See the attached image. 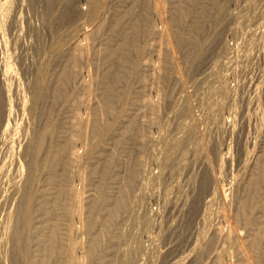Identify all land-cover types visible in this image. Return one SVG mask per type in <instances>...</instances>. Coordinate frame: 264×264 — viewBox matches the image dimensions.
Segmentation results:
<instances>
[{
	"label": "bare ground",
	"instance_id": "obj_1",
	"mask_svg": "<svg viewBox=\"0 0 264 264\" xmlns=\"http://www.w3.org/2000/svg\"><path fill=\"white\" fill-rule=\"evenodd\" d=\"M115 1L116 0H81L79 4L82 3L87 6L86 9L83 10L82 8H78L79 12L75 14L72 20L68 21L65 26L68 27L67 35L71 37V41L69 40L70 42L66 43L64 48H61L58 44V35L57 40L51 42V46L45 50V53L39 55L37 60L32 64H28L27 61L29 56L27 52L32 49L30 47L31 43H33L34 46V42L30 40L27 32L30 30L33 31L34 29L28 14V10L33 2L32 0H0V264H115L118 259H120L123 264H128L130 260H132L130 256L133 254L132 251L131 254L127 247L124 248V250L122 249L123 253L120 252L121 254H119V252H117V228L123 217H125V221L126 217L127 219H134L133 221L137 222L136 225H138L136 226V230L139 231V233L137 232L138 235L136 233L135 236L131 235L132 237L134 236L135 241L136 238H138L136 245V252H138V255H132L133 260H136L134 261L135 264H153V260L147 262L148 258H150V256L152 257L153 253L158 254V257L161 255L163 256V264H182L184 259H186V254H183V251L189 253L194 249V247L191 249L192 243L188 244L190 247L188 246L189 248L185 250L186 246L183 247L184 242H182L181 246V243L177 241L171 242L173 239L169 240L167 237L163 238L165 233L162 234V237L159 236L161 239L160 241L158 240L159 237L154 234L153 229L155 225H157L158 229H161L162 223L158 222V220L160 221V219H162L163 214L168 215L171 211L183 207V205H179L177 201V196L180 191H182V186L179 184L178 180L181 174L180 172L185 169L184 165L187 164L178 166L179 162L184 161L183 159V161L175 162L177 166H174L172 162V166L167 165V157H162L163 154L166 155L165 151L167 150L165 149L168 148L169 151L176 152L179 148H182L183 151L180 152V155L181 158H183L185 156L184 154L194 146L193 141L195 138H198L197 134L199 133H197V124L200 122L202 124L205 121L207 123V120L210 119V116L208 117L206 114L212 111V107L210 106L211 103L209 105L206 101L207 97L205 98L207 95L200 92L202 94L200 99L198 98V109L205 108L202 109L200 113L201 115L202 112L206 114L202 116H200V114L199 116H192L190 113L191 106L189 107L187 104L189 102H187L185 98L186 101L184 100L183 102L187 103L185 104L186 106H184L183 103L184 108H182L183 112L180 115L189 120L192 124H188L189 126L185 127L186 131L184 136H180L181 138H178V135H175V138L174 135L173 137H168L165 135L166 133L164 134V132H166V130H164L158 141L160 144L159 147H161L159 148L158 155H161V158L159 159L152 154L144 159L148 149V144L145 141L146 132L154 126H158L160 122L159 108L162 106L160 104L161 102H159V98L165 96V92L160 89L164 92H162L163 96L160 97L161 91L159 92L157 87L148 88V93L150 92L148 96H146L145 91L147 90V83L151 86H157L161 84L159 81H162V78L171 76L175 66L173 65L174 58L177 56L174 57L175 53L180 56L181 65L184 69L186 67L187 74L194 70L192 65L196 62L200 63L201 51L199 47V37L203 34V27L212 19V15L215 16L222 11L223 3L221 4V2L223 1L170 0L167 11L169 19L167 17L166 22L161 18V13L153 8L154 10L152 11L158 12L155 21L158 24L161 23V25H159L160 27H157L155 30L156 36L159 37L158 42L163 41V38H165L164 40H167L169 43L168 46L170 47V53L167 52L169 48L166 46L168 49H166L167 51L165 50L166 54L163 55L158 43L157 46L159 50L157 49V61H155L157 64L153 65L152 63L142 62V55L144 53L142 39L145 37L144 33L146 28L149 27L148 24H151L150 15L154 13L151 11V7L153 6H149V0H128L130 9L125 12L117 5L114 8L113 21L108 27V36L110 35L112 38H110L109 44L105 45V47L97 53V57L100 58L102 64L106 67L104 71L101 72L100 77L96 78L97 76H95L92 78L90 75L91 72H89L91 70H88L90 64L93 65V59L90 57L89 51L91 48L97 46L95 45V41L98 40L97 36H99L101 30L98 26L93 27L88 22L93 19V17L102 14L104 10H112ZM231 1L235 3L237 0ZM226 2L229 3V1ZM236 3L233 4V7L241 8ZM243 3L245 4L242 6L241 11H243L242 13L244 16L247 6L249 9L250 6L254 8L253 3H256V1L243 0ZM162 5H164L163 2ZM258 6L261 9V6ZM56 8H58V5H56ZM161 8L162 7H160V9ZM263 8L264 7H262V10ZM254 9L253 12L255 11L258 13V9ZM241 11L237 14L241 15ZM249 12H251V9ZM233 13L231 14L233 15ZM250 14L251 13L248 14L249 18ZM245 16H247L246 13ZM253 16L255 15L253 14ZM237 18L238 15H236V19ZM122 19L126 22L124 26H120ZM186 19L188 20L187 25L183 24ZM242 19L244 20V18ZM248 19L246 20L248 21ZM246 20H244L245 24ZM262 20H264V18L261 20L259 19V22ZM250 22H247V24ZM214 23L215 22H213L212 25H214ZM262 23L263 22H261V24ZM50 24L51 23L47 21L43 26L49 28ZM256 25L257 27L255 28H257L258 31V23ZM244 26H242V28L240 27L241 32ZM227 28L231 39L237 42L238 37L236 35H241V33H239V24L233 20L229 23ZM245 28L247 29V27ZM61 29L62 26L57 27L56 32L59 33ZM246 29L244 31H246ZM261 33L263 34L264 32ZM249 35L246 34V36ZM246 36L244 37L246 38ZM249 37L246 39H249ZM140 40L142 42H140ZM214 40L215 38L213 41ZM249 41L246 44V41L242 43L246 46L249 45ZM92 43L94 44L90 47L89 45ZM222 43H224L223 40ZM237 43L240 46L244 45L241 42ZM98 46H100V44H98ZM98 46L97 48H99ZM213 46L215 47V44H213ZM237 46H234V48ZM223 47L225 48L221 51H218L219 48L218 50L212 48L211 55L203 62L202 68L198 70L199 72L196 73L197 75L203 74L202 78L205 77V79L211 78L212 80L213 77L215 79H213L215 85H210L209 90L211 94L209 93V96L212 95L211 97L213 99L210 98L213 100V105L219 108L215 110L216 112L219 110V117L217 113H214L215 111L213 112L214 115L212 114L211 116L215 119L216 114V118H219L218 121L221 123L219 124L221 125L219 129L229 135V141L233 136H236V154L234 155L232 153L233 151L230 150L235 156V165L231 162L235 166V174L231 172L225 191H223L224 187L222 190L219 188L218 191L217 178L214 177V182L210 186L207 177L203 176L201 181L202 190L205 194L209 193L211 197L206 201L207 203L204 202V204H209L210 206L212 203H215L216 209L213 211L212 208H210L211 210H209L210 212L208 213L213 215V221L215 223L217 221V225L208 217L207 210L202 213L201 219L203 218L202 222L205 224L208 223V228H206L208 231L211 230V225L214 224L216 228L213 232H215L216 238H218L216 240L222 242L220 251L213 252V261L210 262V264H264V120L262 119L259 99H257V97L259 98L258 94L260 88H258V85L261 86L260 84L263 78L260 72L261 76H258V83L259 81L261 82L259 84L255 83V79V82L249 84V86L251 85L250 92L252 94L250 93V97L252 98L249 97L248 100L245 101L246 106L242 109V107H240L241 102L238 104L239 101L237 102V100H235L237 97L233 95L237 87H232V84L230 85L231 82H228L229 78L233 79L235 76V73H232L231 70L234 71L238 68L234 66L236 69L233 67L229 70L231 75L225 74V69L228 68V65L233 66L234 64L236 65L237 61L243 62L244 60L235 53H233L235 56L231 55L233 46L229 48L223 45ZM248 47L249 46L245 48ZM237 49L239 54V49L241 48L237 47ZM242 49L241 53H243ZM244 50L249 51L250 49ZM251 51L253 52V50ZM261 52H263V55L260 53L263 57V59L262 57L261 59L264 61V51L262 50ZM245 54L246 56L248 55L247 52ZM251 55L252 53L250 57ZM239 57L242 61L238 59ZM232 61H235L233 62L234 64H229L232 63ZM98 63L96 62L95 65L97 66ZM243 65L245 64L243 63L242 67ZM102 67L100 66V70ZM145 67L151 68V75H153L154 78L146 75L144 71ZM95 70L98 69L96 68ZM239 70L240 69H238V71ZM160 71L165 75L160 74ZM206 71H208V73H205ZM27 73H31L32 75L29 80H25L24 78V75ZM193 77L195 78V76ZM202 78L194 79L193 83L196 84V80L202 81ZM208 80L205 82L206 84L204 83L205 85L209 83ZM198 81L197 84H199ZM134 82L135 86L132 84ZM236 85L238 84L235 83V86ZM203 87L202 90L206 88L203 89ZM195 88L198 87L195 85ZM68 89L72 90L73 103L71 108L69 107L70 110L65 114V96L67 97L66 93ZM154 91L157 95L155 96L156 100L152 101L151 94L153 95L152 92ZM91 96L95 97V100L96 98L98 99V104H96L97 106H92L93 109L89 110ZM163 98L161 100H163ZM211 99H208L209 102ZM222 108L226 109L224 114ZM191 109L193 110V107ZM213 109H215V107H213ZM131 115L138 117L139 123H136V119ZM182 116L181 118L183 119ZM171 119L174 118L171 117ZM227 119H229V121H226ZM69 120L73 122L72 125L69 123ZM114 121H119L121 125L119 124L118 129H116V135L111 138L110 144H108V147L109 145L112 146L111 149L109 148L110 152L104 154L105 152L101 151L98 155L95 153L94 156L89 159L90 161H88V164V162H86L88 159L87 157H90L92 154L93 145H97L100 137L113 128ZM251 121H253L252 128L254 130V141L252 144L246 139L249 132H244L245 124H250L252 123ZM185 122L187 121L185 120ZM183 124L185 125V123ZM210 126H212L211 123ZM82 128L90 132L91 143H89L88 152L84 154V156H86V161L83 160L81 164L79 162L80 160L82 161L84 156H80L77 151H73L72 145L80 141L81 135L78 130ZM72 131L73 133H71ZM215 132L218 131L215 129L214 133ZM126 137L129 138L131 142L128 145H124L123 143ZM127 146H130V148ZM135 146L137 147L136 151H134ZM249 146L251 149H249ZM117 149H120V152L129 149L127 161L125 163L123 161V165L121 161H119L121 156L119 155L118 159L116 158V154L118 153ZM210 150L213 153V161L222 169L223 160H227V158H224L225 155L223 156V154L219 153L216 146H213ZM228 150L227 153H225L227 155ZM134 152H136V154ZM194 153L197 152L194 151ZM194 153L192 152L191 155ZM73 155L76 159L72 158ZM194 155L196 156L197 154ZM233 155L231 156L229 154L230 158L233 157ZM186 156L184 158H186ZM181 158L179 159L181 160ZM197 160L195 157V159L191 161V164L198 162ZM232 160L233 159H231V161ZM74 162L78 163L76 165L78 167L75 171V178L73 180L83 183L84 177L87 176L88 181L86 186H90V188L87 189L89 195L87 194L86 197H82V193L80 192L84 188L82 189L80 187L81 189L79 188V191L77 190L74 192V190L72 191L73 187H70V183H74L72 180V167H75ZM146 166L147 169L149 168V172L148 170L146 171ZM188 166L189 169H191L192 166L195 165L189 164ZM150 167L152 169L153 167L157 168L158 171L155 175ZM174 167H177V170H175ZM111 171L115 172L113 175L114 182L107 185L106 179L109 177ZM191 171L193 172V170ZM141 172L142 175L140 178ZM146 172H148L147 175ZM164 177L166 178L165 184L170 181L169 185L166 186H170V189L164 191L162 196L163 199L159 202L160 196L158 187L156 188L154 185L161 186L159 183H164ZM81 182L80 186L82 185L83 187ZM192 182H190V184ZM185 184L187 185L188 183ZM209 186L211 189H209ZM189 188L192 187H188V189ZM69 191H71V194ZM191 191H189V193ZM171 193H175L173 199L169 198V194ZM183 193L186 194L184 191L181 194ZM185 194H183V196ZM132 195L136 197H132ZM38 197L39 199H37ZM84 198L86 199L83 205L82 200ZM132 198L135 199L131 201ZM152 201L159 202L160 208H162L161 211L159 210L160 212L151 211L149 205ZM181 201H183V199ZM131 202L133 205H131ZM130 207L132 209H130ZM39 208L41 210H39ZM192 208L191 212L195 213L197 206L193 205ZM83 209L86 212L87 219L85 222L86 225L83 227L85 229L75 226V232L77 234L78 232L80 233V239L78 238L77 241H73L68 238L69 232L73 230H70L72 217L75 216L74 214L78 213V216L75 217L80 218L79 212ZM94 214H99L100 216V224L97 228L94 227V221L96 222L97 220V217H95L94 220ZM97 223L95 224L97 225ZM168 226L166 225L169 229ZM133 227L134 226H132V228ZM202 228L204 230L205 227L203 226ZM197 231L201 232L202 230ZM205 231L207 232V230ZM170 233L172 234L171 231H169V234ZM191 235L192 234L189 236ZM197 235L200 236L199 233ZM202 235L203 234H201V236ZM84 236L86 237V241H84ZM198 236H196L197 240L195 238L196 243L200 241ZM133 241L132 243H134ZM143 242L146 244L144 247ZM135 244L136 242L134 245ZM161 245H163L162 248H164L165 252H160V250H162ZM131 248L134 247L131 246ZM197 248L198 245H196L194 250ZM148 251H150L149 253L151 255L147 258ZM206 254H208V251ZM144 256L146 257V262H142L144 261ZM153 258L154 257H152V259ZM201 258L198 257L193 264H198V260L200 261ZM133 260L131 261L132 263Z\"/></svg>",
	"mask_w": 264,
	"mask_h": 264
},
{
	"label": "rangeland",
	"instance_id": "obj_2",
	"mask_svg": "<svg viewBox=\"0 0 264 264\" xmlns=\"http://www.w3.org/2000/svg\"><path fill=\"white\" fill-rule=\"evenodd\" d=\"M154 3H153V2ZM159 1H161V2H159ZM167 1V2H166ZM169 1L170 0H164V1H162V0H149V6L151 7V6H153V7H151V11L152 10H154L153 8H155L156 10H158L159 11V13H161V18L163 19V21L164 22H166V20H167V17H168V3H169ZM220 1H223V2H221V4L223 5V7H222V11L220 12V13H218V14H216L215 16L214 15H212V19H210V21L207 23L208 25H210V26H208L207 24H206V26H204L203 28V34L202 35H200V43H199V47H200V51H201V58H200V60H199V62L200 63H194L193 65H192V68L194 67V70L191 72V73H189V74H187L188 72H187V69H186V67H185V69L182 67V65H181V58H180V56L177 54V53H175V55H174V64L173 65H175L174 66V68H173V71H172V73H171V76L169 77V76H166L165 78H162V81H159V83L161 82V84H159V85H157V86H151V85H149L148 83H147V90L145 91L146 92V96H148V94L150 93H148V88H150V87H157L158 88V90H159V92H160V97H162L163 95H162V92L165 94V96H163V97H165V98H163V100H161L162 98H159V102H161L160 104L162 105V106H160V108H159V116H160V122H159V124H158V126H154L153 128H151L150 130H148L147 132H146V139H145V141H146V143L148 144V149H147V151H146V156L144 157V159L147 157V156H150V155H152V154H154V156H156V157H158L159 159L161 158V155H158V151L160 150L159 148H161V147H159L160 146V144L158 143V141H159V137H160V135H161V133H163L164 132V130H166V132H164V134L166 135V136H168V137H173V135H174V138L178 135V138L181 136H184V133H185V127H188L189 125L188 124H192L189 120H187V119H185L182 115H180V114H182V112H183V109L182 108H184L183 107V103H184V106H186L185 104L187 103V102H189V103H187L188 105H189V107H190V113L192 114V116H199V114H200V116H202L203 114H206V113H203L202 112V115H201V110L202 109H205V108H201V109H198V101H199V99H200V96H201V94L202 93H200V92H203L204 94H206L207 96H205V98H206V101L209 103V105H210V103H211V109H212V111H211V113H210V111L208 112L209 114H206V115H208V117L210 118L209 120H207V123H206V121L204 122V123H202L201 124V122L200 123H198L197 125H198V127H197V133H199V134H197L198 135V138H195V140L193 141V144H194V146H192L184 155L186 156V158H184L185 156L184 155H182V156H184L183 158H181V155H180V152H182L183 151V149L182 148H179V150L178 151H169L168 150V148L167 149H165V150H167V151H165V153H166V155L165 154H163V156L162 157H167V159L168 160H166V162H167V165H171L172 166V164L174 165V166H177V165H175L176 163V161H183V159H184V163L183 162H177L178 163V166H181V164H187V165H184L185 166V169L184 170H182L180 173V177H179V180H178V182H179V184L182 186V191H180V193L178 194V199H177V201H178V204L179 205H183V207H179L180 209H176V210H174V211H171V213H168V215H166V214H163V216H162V219H160V221L158 220V222H161L162 223V227H161V229H158V227H157V225H155L154 226V229H153V232H154V234L155 235H157L158 237L160 236V237H162V234H164L163 235V238H169V240H172L171 242H175V241H177L178 243H181L180 245L182 246V242H184L183 243V247H185L186 249L185 250H187L190 246L188 245V244H191L192 245V247H191V249L194 247V249H195V247H196V245H198V248L196 249V250H192V251H190L189 253L187 252V251H183V254H186L185 256H186V259H184V261L182 262V264H193L194 262H196V259L198 258V257H200L201 258V256H202V258L200 259V261L198 260V264H210V262H212L213 261V252L215 251H220V247H221V244H222V242L219 240H216V239H218V238H216L217 236L215 235V232H213V231H215V228L216 227H214V224L215 225H217V221H216V223L213 221L214 219H213V215L211 214H209L208 212H210L209 210H211L210 208H212V210L214 211L215 209H216V205H215V203H212V205H210L209 206V204H204V202H206V201H208L209 200V198H211L209 195V193H204L203 192V190H202V187H201V181H202V178H203V176L205 177H207V179L209 180V182H210V186L213 184V182H214V177L215 178H217L216 180H218L217 182H218V186H217V189H218V191H219V188L222 190V188H223V191H225L226 189V187H227V185H228V182H229V177H230V174H231V172H233V174H235V154H236V148H237V140H236V136L234 137H232V139H230V141H229V135L227 134V133H225V132H223V130H221V129H219V127L221 126V125H219V124H221L218 120H219V118L217 119L216 118V114H215V119L213 118V116H211L212 114L214 115V113H217V116L219 115V110H217V112L215 111L216 110V108L217 109H219L218 107H216V106H214L213 104V98L211 97V96H209L211 93H210V85L212 86V85H215L214 84V77L212 78V80H211V78H207V79H205V77L204 78H202L203 77V74H200V75H197V73L199 72L198 70L199 69H201L202 68V65H203V62L206 60V59H208V57L211 55V51H212V48L213 49H216V50H218V48H219V50L218 51H221V50H223V48H225V47H223V45H225V46H227V47H229V48H232V46H233V48H232V50H233V52L231 51V55H233V53H235V54H237V55H239L244 61L243 62H240V61H237L236 62V65L233 63V62H235L236 61V59H235V61H232V63H229V64H234L233 66H231V65H228V68H226L225 70H226V73L225 74H228V75H231L230 73L232 72V73H235L234 75L236 76H234L233 77V79L231 78H229V80H228V82L230 83V85L232 86V87H234V88H236L235 89V91H234V93H233V95H234V97L236 96L237 98H235V100H237V102H238V104L240 103V107H242V109L243 108H245V106H246V104H245V101H247L248 100V98L250 97V91H251V89H250V86H249V84H251V83H253V82H255V79H256V82L255 83H258V80H259V75H260V72H261V75H262V78H263V80H261V78H260V80L262 81V83L260 84L261 86H259L258 85V88H259V94H258V96H259V98L257 97V99H259V105H260V110H261V113H262V119L264 120V76H263V66H264V61L262 60L263 59V57H262V55H263V52H261L262 50L264 51V33L262 34L261 32H264V20H262L261 22H263L262 24H261V22H259V19L261 20L262 18H264V14H263V12H264V8H263V10H262V7H264V1L263 0H255L256 1V3H253L254 4V8H256V9H258L257 10V12L258 13H256L255 11L253 12V7H251L250 5V9H251V12H249L250 11V9L248 8V6H247V8H248V12L249 13H251L250 14V18H249V13L247 12V8H246V15L247 16H245V13H244V16H243V11H241V9H242V6L245 4V3H243V0H237L235 3L236 4H238L241 8H235V7H233V4H235L233 1H231V0H226V1H229V3L228 2H226L225 0H220ZM231 1V2H230ZM259 1V2H258ZM32 6H30V8H29V10H28V14H29V16H30V22H31V24H32V26L34 27V29H33V31L32 30H30V31H27L28 32V35H29V37H30V40L32 41V42H34V46H33V43H31L30 44V47L32 48V49H30L29 47V49L30 50H28V52H27V54H28V56H29V58H28V61H27V63L28 64H32L33 62H35L36 60H37V57L39 56V55H41L42 53H45V50H47L50 46H51V42L53 41V40H57V37H58V35H59V37H58V41H59V47H61V48H64L65 46H66V43H69L70 41H71V37H68V35H67V31H68V27H65L66 26V24L68 23V21H71L72 20V18L74 17V15L75 14H77L79 11H78V8H82L83 10L84 9H86V7L87 6H85L84 4H79V2H81V0H32ZM162 2H163V4L164 5H162ZM225 2V3H224ZM156 3H157V5H156ZM160 5H159V4ZM154 4V5H153ZM241 4V5H240ZM252 4V5H253ZM260 5L261 6V9H260V7L258 6V5ZM56 5H58V8H56ZM80 5V6H79ZM117 5H119V7L123 10V11H125V12H127V10H129L130 8V3H129V1L128 0H116L115 2H114V7L112 8V10H108V9H106V10H104L103 12H102V14H100L99 16H95V17H93V19H91L88 23L90 24V25H92L93 27L94 26H98L99 28H100V34H99V36H97L98 38V40H96L95 41V45H97L98 46V44H100V46H98L99 48H97V46L96 47H94V48H91L90 49V51H89V53H90V57L93 59V65L92 64H90V66L88 67V70H91V71H89V72H91L90 73V75L92 76V78L93 77H95V76H97L96 78H98V77H100L101 75V72L102 71H104V68L106 67L104 64H102V61L100 60V58L99 57H97V53L98 52H100L101 51V49L103 48V47H105V45H107V44H109V40H110V38H112L110 35L108 36V34H109V29H108V27L110 26V24H111V22L113 21V18H114V16H113V14H114V8L117 6ZM255 5H257V6H255ZM156 6V7H155ZM158 6V7H157ZM163 6H165V7H163ZM230 6V7H229ZM160 7H162L161 9H160ZM158 8V9H157ZM165 8V9H164ZM164 9V10H163ZM224 9V10H223ZM228 9V10H227ZM233 9H235V10H237V11H235V10H233ZM240 9V10H239ZM256 9H254V10H256ZM232 10V11H231ZM230 11V12H229ZM240 11H241V15H239V14H237V13H240ZM152 12H154L153 14H151L150 15V21H151V24L149 23L148 24V28H146V30H145V33H144V38L142 39L143 40V44H142V46H143V48H144V53H143V55H142V62H145V63H149V64H151L152 63V65L153 64H157L155 61H157L156 60V57H157V54H156V52H158V50H159V47L158 46H160V48H161V53L164 55V54H166V49H168L169 48V50L167 51V52H169L170 51V47L168 46L169 45V43L167 42V40H164L165 38H163V41H160V42H158V36H156V29H157V27H160L159 25H161V23H157L156 21H155V17H156V14L158 13L157 11H152ZM167 12V13H166ZM234 12V13H233ZM164 14V16H163V14ZM231 13H233V15L231 14ZM255 15V16H253V14ZM221 14V15H220ZM263 15V17H262V15ZM219 15V16H218ZM236 15H238V18L236 19ZM259 15V16H258ZM260 15H261V17H260ZM223 16V17H222ZM231 16H233V17H231ZM241 16H242V18H244V20H246V19H248V21L246 20L245 22H246V24H247V22H250V19H251V17H252V19H251V22L250 23H248L247 25L244 23V20L241 18ZM258 16V17H257ZM215 19H214V18ZM217 17H218V19H217ZM222 17V18H221ZM235 17V18H234ZM248 17V18H247ZM127 18V17H126ZM219 18H220V20H219ZM254 18V19H253ZM168 19H169V17H168ZM216 20V21H215ZM222 20V21H221ZM231 20V21H230ZM235 21L236 23H238L239 24V33H241V35L240 34H238V35H236L237 37H238V41L237 42H245V44L246 43H248V41H249V39H250V41H249V45H246L245 46V44L244 43H242V44H244V45H242V46H240L237 42H235L234 40H232L231 39V37L229 36V31H228V25H229V23L230 22H232V21ZM237 20H238V22H237ZM240 20V21H239ZM49 22V23H51L50 24V27L48 28L47 26L46 27H44L43 25H44V23H46V22ZM218 21V22H217ZM258 21V22H257ZM187 22H188V20L186 19V21H184V23L183 24H186L187 25ZM212 22V23H211ZM213 22H215L214 23V25H212L213 24ZM240 22V23H239ZM244 24H243V23ZM217 23V24H216ZM258 23V31H257V28H255V27H257V24ZM70 24H73V23H70ZM126 24V22L122 19V21L120 22V26H124ZM219 24V25H218ZM242 24V25H241ZM76 25V24H75ZM212 25V26H211ZM216 25H218V26H216ZM245 25V26H244ZM249 25H251V26H249ZM256 25V26H255ZM263 25V26H262ZM59 26H62V29H61V35H60V32L59 33H57L56 32V29H57V27H59ZM242 26H244L243 27V30H242V32H241V28H242ZM250 27V29H249V27ZM241 27V28H240ZM245 27H247V29L245 28ZM254 27V28H253ZM208 28H209V30H208ZM246 29V31H244L245 29ZM253 28V29H252ZM166 29H167V26H166ZM260 29V30H259ZM26 30V29H25ZM255 30V31H254ZM250 31H253V32H250ZM259 31H260V33H259ZM220 32V33H219ZM227 32V33H226ZM246 32V33H245ZM253 33V34H252ZM102 34V35H101ZM146 34V35H145ZM243 34H244V36H246V34H251V35H249V36H246V38H248L249 37V39H246L244 36H243ZM259 34V35H258ZM261 34V35H260ZM220 35V36H219ZM239 35H240V38H239ZM253 35H255V36H253ZM259 36V37H258ZM252 37V38H251ZM215 38V40L213 41V39ZM227 39V41H226V39ZM242 38H244V39H242ZM259 38V39H258ZM252 39V40H251ZM254 39V40H253ZM68 40V41H67ZM70 40V41H69ZM222 40H223V42L224 43H226V44H224V43H222ZM226 42H225V41ZM255 40H256V42H255ZM259 40V41H258ZM232 41H234V42H232ZM263 41V42H262ZM140 42H142L141 40H140ZM254 42V43H253ZM158 43H159V45H158ZM215 44V47L213 46V44ZM222 43V44H221ZM235 43V44H234ZM257 43V44H256ZM93 44L94 43H92V44H90L89 46L90 47H92L93 46ZM164 44V45H163ZM234 44V45H233ZM237 44H238V46H237ZM254 44V45H253ZM32 45V46H31ZM158 45V46H157ZM229 45V46H228ZM252 45V46H251ZM168 48H167V47ZM220 46V47H219ZM234 46H237L238 48H241L242 49V47H243V49H242V52L243 53H241V49H239V54H238V49H237V47L236 48H234ZM240 46V47H239ZM247 46H249L248 48H245V47H247ZM251 46V47H250ZM163 47V48H162ZM258 47H260L259 49L256 48ZM165 48V49H164ZM252 48V49H251ZM254 48V49H253ZM158 49V50H157ZM244 49H246V50H249V51H245ZM157 50V51H156ZM166 50V51H165ZM244 50V51H243ZM251 50H253V52L251 51ZM255 50V51H254ZM257 50V51H256ZM164 51V52H163ZM237 51V52H236ZM250 51H251V53H252V55H251V57H250ZM248 53V57L246 56V54L245 53ZM170 53V52H169ZM241 53V54H240ZM250 53V54H249ZM258 53V54H257ZM262 55H261V54ZM235 54L233 55V56H235ZM99 55V54H98ZM245 55V56H244ZM258 55V56H257ZM261 55V56H260ZM238 58L239 60H241V58ZM245 57V58H244ZM250 57V58H249ZM254 57V58H253ZM261 57H262V59H261ZM96 58H99V59H96ZM250 59V61H249V59ZM256 58V59H255ZM178 59H179V62H178ZM247 59H248V61H247ZM253 59H255V60H253ZM95 60H96V62L98 63L99 61V63L97 64V66L95 65ZM258 60V61H257ZM242 61V60H241ZM245 61H246V63H247V65H246V63H245ZM263 61V62H262ZM95 62V63H94ZM177 64H176V63ZM257 62V63H256ZM241 65H240V64ZM245 64V65H243V67H242V64ZM249 63V64H248ZM180 64V65H179ZM102 65H103V67H102ZM178 67H177V66ZM263 65V66H262ZM100 66L102 67L101 68V70H100ZM236 68H238V69H240L239 71H238V69H236ZM98 69V70H95L96 68ZM150 67H151V65H150ZM150 67H145L144 68V71H145V73H146V75L148 76V77H153V75H151L152 74V71H151V68ZM177 67V68H176ZM198 67H200V68H198ZM230 67V68H229ZM235 68L236 70H234V71H232L231 69L232 68ZM93 68V69H92ZM175 68H176V70H175ZM244 68H245V70H244ZM263 68V69H262ZM178 69V70H177ZM243 69V70H242ZM259 69V70H258ZM260 69H262V70H260ZM229 70H231V72L229 73ZM208 71H209V69H208ZM208 71H206L205 73H208ZM243 71V72H242ZM95 72V73H94ZM96 72H98V73H96ZM197 72V73H196ZM255 72V73H254ZM258 74H257V73ZM174 73V74H173ZM263 73V74H262ZM96 74H98V75H96ZM160 74H162V75H165L164 73H162L161 71H160ZM159 74V75H160ZM195 74V75H194ZM224 74V75H225ZM167 75V74H166ZM179 75V76H178ZM197 75V76H196ZM243 75H244V77H243ZM260 75V76H261ZM31 73H27V74H25L24 75V78H25V80H29V79H31ZM155 76V75H154ZM176 76H178V77H176ZM193 76H195V78L193 77ZM219 76H221V75H219ZM233 76V75H232ZM248 76V77H247ZM251 76V77H250ZM228 77H230V76H228ZM242 77V78H241ZM246 77V78H245ZM257 77H258V79H257ZM154 78V77H153ZM199 78H202V81H198V80H196V84H194L193 83V80L194 79H199ZM248 78V79H247ZM250 78V79H249ZM252 78V79H251ZM32 79H33V77H32ZM209 79V80H208ZM214 79V80H213ZM238 79V80H237ZM201 80V79H200ZM204 80V81H203ZM208 80V82L210 83H208L207 85H205L206 83V81ZM231 80H233V81H231ZM197 81H198V83L199 84H197ZM211 81V82H210ZM246 81V82H245ZM250 81V82H249ZM261 81H259V83L261 82ZM242 82V83H241ZM248 82V83H247ZM192 83V84H191ZM201 83V84H200ZM205 83V84H204ZM235 83L236 84H238V85H236L235 86ZM258 83V84H259ZM133 84V86H135V82L134 83H132ZM191 84V85H190ZM156 85V84H155ZM195 85H196V87H198V88H195ZM204 87H203V86ZM234 85V86H233ZM163 86V87H162ZM192 86V87H191ZM246 86V87H245ZM160 87V88H159ZM201 87V88H200ZM202 87H203V89L204 90H202ZM249 87V88H248ZM165 88V89H164ZM191 88H192V90H191ZM208 88V89H207ZM248 88V89H247ZM160 89H162V90H160ZM196 89V90H195ZM198 89V90H197ZM184 90V91H183ZM188 90V91H187ZM237 90V91H236ZM208 92V93H207ZM153 93V95L151 94V100L152 101H155L156 100V95L157 94H155V91L154 92H152ZM158 93V92H157ZM187 93V94H186ZM210 93V94H209ZM236 93V94H235ZM67 97L65 96V103H66V105H65V107H64V113L66 114L70 109H69V107L71 108V106H72V103H73V100H72V97H73V93H72V90H67ZM69 94H71V95H69ZM181 94V95H180ZM192 94V95H191ZM252 94V93H251ZM70 97H69V96ZM150 95V94H149ZM183 95V96H182ZM185 95V96H184ZM195 95V96H194ZM154 96V97H153ZM181 96V97H180ZM188 97V98H187ZM212 99H211V98ZM167 98V99H166ZM172 98V99H171ZM187 99V102H183L184 100L186 101V99ZM199 98V99H198ZM250 98H252V97H250ZM91 104H90V108H89V110L90 109H93L92 108V106H97L96 104H98V99L96 98V100H97V102H96V100H95V97H93V96H91ZM193 101H192V100ZM197 99V100H196ZM211 99V101L209 102V100ZM182 100V101H181ZM189 100V101H188ZM94 101V102H93ZM163 101V102H162ZM173 101V102H172ZM196 101V102H195ZM158 102V103H159ZM177 103V104H176ZM179 103V104H178ZM207 103V104H208ZM128 104V103H127ZM167 105H169V106H167ZM171 105V106H170ZM213 105V106H212ZM175 106H177V107H175ZM193 107V110L191 109ZM213 107H215V109H213ZM225 107V106H224ZM95 108V107H94ZM162 108V109H161ZM173 108V109H172ZM177 110H176V109ZM179 108V109H178ZM210 108V107H209ZM226 108V107H225ZM225 108H222V111H224L223 112V114L225 113ZM165 109V110H164ZM171 111H170V110ZM210 109V110H211ZM179 110V111H178ZM180 110H181V112H180ZM200 110V111H199ZM92 111V110H91ZM193 111V112H192ZM215 111V112H214ZM165 114H164V113ZM175 112V113H174ZM206 112V111H205ZM214 112V113H213ZM178 113H179V115H178ZM168 114H170V115H168ZM140 115V114H139ZM165 115H167V116H165ZM206 115H204V116H206ZM131 116H133L136 120V123H139V120L137 119L138 117H136V116H134V115H131ZM180 116V117H179ZM181 116L183 117V119L181 118ZM139 117H141V116H139ZM171 117L172 118H174V119H171ZM176 117V118H175ZM219 117V116H218ZM261 117V116H260ZM181 118V119H180ZM140 119V118H139ZM203 119V118H202ZM213 119H214V121H215V123H217V122H219V123H217V124H215L214 123V121H213ZM109 120V119H108ZM173 120V121H172ZM178 120V121H177ZM184 122H183V121ZM185 120L188 122H185ZM37 121V120H36ZM70 122V124L72 125V123L73 122H71V120H69ZM120 121V120H119ZM119 121H114V123H113V128L110 130V131H108V132H106V133H104L101 137H100V139L98 140V144L96 145H93V147H92V154L90 155V157H87L88 159H87V161L85 160V157L86 156H84V154H86L87 152H88V149H89V143H91L90 141H91V135H90V132L88 131V130H83V128L81 129V130H78L79 131V133H80V135H81V139H80V141L79 142H77L76 144H74L73 143V145H72V149H73V151H77L78 153H79V155L80 156H84V158L82 159V161L80 160V162L79 163H83V160H85L86 162H88V161H90L89 159L90 158H92L93 156H94V154L95 153H97V155L101 152V151H103V152H105L104 154H108L110 151H109V148L111 149V145H109V147H108V144H110L109 142H110V140H111V138L112 137H114L115 135H116V129H118V127H119V124L121 125V121L119 122ZM182 121V122H181ZM217 121V122H216ZM226 121H229V119H227ZM196 122V121H195ZM198 122H199V120H198ZM252 123H250V124H248V123H246L247 124V126H246V124H245V126H244V132L245 133H248L249 132V134L247 135V137H246V139H247V141L250 143V144H252V142L254 141V130H253V128H252V125H253V121H251ZM183 123H185V125L183 124ZM210 123H211V125L212 126H210ZM69 124V125H70ZM167 126H165V125ZM183 124V125H182ZM199 124H201V125H199ZM214 124V125H213ZM179 125V126H178ZM181 125V126H180ZM165 126V127H164ZM202 126H203V128H202ZM205 126V127H204ZM206 126H207V129H206ZM208 126H210V127H208ZM163 127H164V129H163ZM214 129H213V128ZM166 128V129H165ZM178 128V129H177ZM183 128V129H182ZM210 128V129H209ZM246 128V129H245ZM210 131H209V130ZM215 129L218 131V132H215L214 133V131H215ZM202 130V131H201ZM245 130H247V131H245ZM252 130V131H251ZM175 131V132H174ZM182 131V132H181ZM208 131V132H207ZM220 132H221V134H220ZM71 133H73V131L71 132ZM168 133V134H167ZM203 133V134H202ZM224 133V134H223ZM203 136H202V135ZM227 134V135H226ZM176 135V136H175ZM226 135V136H225ZM125 136V135H124ZM180 137V138H181ZM224 137V138H223ZM229 137V138H228ZM202 138V139H201ZM224 139V140H223ZM228 140V141H227ZM224 141V142H223ZM228 142V143H227ZM123 143H124V145H128V144H130L131 142L129 141V138H125L124 139V141H123ZM226 143V144H225ZM227 144H229V145H227ZM91 145V144H90ZM213 146H216V149L219 151V153L220 154H223V156H224V158H227V160L226 159H224L223 161V165H222V169H221V167L219 168V166L216 164V162L215 161H213V157H212V152H211V148L213 147ZM227 146H229V147H227ZM251 146V145H250ZM250 146H249V149H251L250 148ZM94 147H96V148H94ZM127 147H129L130 148V146H127ZM194 147H196V148H194ZM227 147V148H226ZM137 147L135 146V150L134 151H136L137 149H136ZM230 148V149H229ZM94 149V150H93ZM197 149H199V150H197ZM202 149H203V151H202ZM228 150V155L227 154H225V153H227V150ZM118 150V153L116 154V158L118 159V157H119V155L122 157H120L119 158V161H121V164L123 165V161H124V163L127 161V156H128V151H129V149H125L124 150V152H120V149H117ZM197 150V151H196ZM230 150H232V151H230ZM194 151L195 152H197V153H194ZM226 151V152H225ZM164 152V151H163ZM193 152L194 154H197V155H199V156H195L194 154L193 155H191V153ZM199 152H201V153H199ZM234 154H232V153ZM135 154H136V152H134ZM203 153H206V154H203ZM209 153V154H208ZM211 153V154H210ZM83 154V155H82ZM190 154V155H189ZM229 154L232 156L233 155V157H231L230 158V156H229ZM207 155V156H206ZM227 155V156H226ZM189 156V157H188ZM194 157V158H192V157ZM201 156V157H200ZM229 156V157H228ZM192 158V160H191V158ZM195 157H196V160L198 161V162H194V164L192 163L191 164V161H193L194 159H195ZM198 157V158H197ZM200 157V158H199ZM72 158L73 159H76V157L73 155L72 156ZM179 158H181V160L179 159ZM200 159V160H199ZM231 159H233L232 161H231ZM186 160H189V161H186ZM203 160V161H202ZM74 161V160H73ZM201 161V162H200ZM230 161V162H229ZM171 162H172V164H171ZM187 162V163H186ZM231 162H233V164L231 163ZM75 163V167L73 166L72 167V175H73V178H72V180L75 178L74 176H75V171H76V169H77V167L78 166H76L78 163L77 162H74ZM190 165H195V166H192V168L191 169H189V164ZM195 163H197V164H195ZM200 163V164H199ZM202 163V164H201ZM209 163H211V164H209ZM231 163V164H230ZM88 164H89V162H88ZM87 164V165H88ZM216 164V165H215ZM228 164H230L231 166H233V167H231L230 165H228ZM121 165V166H122ZM146 165H149V164H146ZM210 165V166H209ZM198 166H200V167H198ZM218 166V167H217ZM187 167V168H186ZM210 167H212V168H210ZM231 167V168H230ZM151 168V167H150ZM175 168V170H177L176 168L177 167H174ZM194 168V169H193ZM219 170H218V169ZM145 169H146V171L149 169H147V166L145 167ZM209 169V170H208ZM151 170L153 171V173H154V175H155V173H157V168L156 167H153V169L151 168ZM191 170H193V172L191 171ZM232 170V171H231ZM143 171V170H142ZM217 171H220V172H217ZM120 172H121V170H120ZM119 172V173H120ZM148 172H149V170H148ZM148 172H146V175L148 174ZM114 171H111V173H110V175H109V177L106 179V183H107V185H110L111 183H113L114 182V178H113V175H114ZM205 174V175H204ZM219 174V175H218ZM120 175H121V173H120ZM141 175H142V172L140 173V178H141ZM213 175H215V176H213ZM212 177V178H211ZM220 177V178H219ZM165 177L163 178V180H164V183H159V184H161V186H158V185H154L156 188L158 187V191H159V196H160V200H159V202H161L162 201V196H163V193H164V191L166 190V189H170V186L169 187H166V186H168L169 185V183H170V181L168 182V183H166L165 184ZM190 179V180H189ZM189 180V181H188ZM75 181H77V180H73V184L72 183H70V187H73L72 188V191L74 190V192L75 191H79V188L81 187L83 190L82 191H80L81 193H82V197H86L87 196V194L89 195V193H87V189H89L90 188V186H86V183H87V181H88V179H87V176L86 177H84V180H83V183L81 182V184H83V187H82V185L80 186V182L78 183V182H75ZM136 181V180H135ZM188 181V182H187ZM193 181V182H192ZM190 182H192L191 184H190ZM185 183H188L187 185L185 184ZM193 183H194V185H193ZM190 184V185H189ZM186 186V187H185ZM193 186H194V188H193ZM210 186H209V189H211L210 188ZM188 187H192V188H189L188 189ZM213 187V186H212ZM80 188V189H81ZM192 190V191H191ZM186 192V194L185 193H183V194H185L186 195V197H187V199H186V197H185V195L183 196V194H181L182 192ZM189 191H191L190 193H189ZM209 191V190H208ZM70 192V194H71V191H69ZM136 193V192H135ZM134 193V194H135ZM133 194V195H134ZM137 194V193H136ZM135 194V195H136ZM132 195V197H136V196H133ZM187 195H189V196H187ZM175 197V193H171V194H169V198H171V199H173ZM185 197V198H184ZM37 199H39V197L37 198ZM85 199L86 198H84L83 200H82V202H83V205H84V202H85ZM135 199V198H134ZM133 198L131 199V201H133L134 200ZM183 199V201H181ZM159 202H151L150 203V209H151V211L153 210L154 212H156V211H161V209L162 208H160V205H159ZM182 202V203H181ZM184 202V203H183ZM207 203V202H206ZM131 205H133V203L131 202ZM193 205H196L197 206V209H196V211H195V213H192L191 212V209H193L192 208V206ZM214 206V207H213ZM84 207V206H83ZM206 207V208H205ZM209 207V208H208ZM160 208V209H159ZM205 208V209H204ZM130 209H132L131 207H130ZM39 210H41L40 208H39ZM38 210V211H39ZM206 210H207V215H208V217H210L211 218V221H213V225H211V230H210V228H209V230L210 231H208V229H206V228H208V223L207 224H205L204 222H202V219H201V217H202V213L203 212H206ZM84 211V212H83ZM159 211V212H160ZM80 213H82V214H80ZM75 216H78V213H76V214H74ZM79 215H80V218H77V217H75V216H73L72 217V221H71V228H70V230L71 229H73V230H71L69 233V237L68 238H70V239H72L73 241L75 240V241H77L78 240V238H79V232H78V234L75 232V226L76 227H85V225H86V221H87V219H86V212H85V210L83 209L82 211H80L79 212ZM130 215V214H129ZM82 216V217H81ZM95 217H97L96 219V222L94 221V227L95 228H97V226L100 224V216H99V214L98 215H95L94 214V220H95ZM129 217V216H128ZM99 218V219H98ZM130 218V217H129ZM79 219V220H78ZM125 219V217H123V219H122V221L120 222V224L118 225L119 227L117 228V234H118V248H117V252H119V254H121V253H123V250H124V248H127L128 250H129V252L131 253V251H132V255H138V252H136V248H137V240H138V238H136V241H135V239H134V236L137 234V232L139 233V231L138 230H136V226H138V225H136L137 224V222H135V221H133L134 219H127V217H126V221L124 220ZM78 220L79 221V223H78V221L76 222V221ZM124 221H125V223H124ZM132 221H133V223H132ZM83 222V223H82ZM98 222V223H97ZM95 223H97V225L95 224ZM122 223H123V225H122ZM134 224V225H133ZM164 224V225H163ZM82 225V226H81ZM166 225L169 227V229L166 227ZM132 226H134L133 228H132ZM205 227L204 228V230H203V228L202 227ZM207 226V227H206ZM121 227V228H120ZM201 228V229H200ZM83 229H85V228H83ZM82 229V230H83ZM197 230H199V231H201V232H198ZM205 230H207V232L205 231ZM123 231V232H122ZM163 231H165V232H163ZM169 231H171L172 232V234L170 233L169 234ZM199 233V235L201 236V234H203L201 237L200 236H198L197 234V232ZM205 231V232H204ZM167 232H168V234H167ZM210 232V233H209ZM211 232H213V233H211ZM84 233V232H83ZM123 233V234H122ZM136 233V234H135ZM206 233V234H205ZM122 234V235H121ZM161 234V235H160ZM190 234H192L191 236H189ZM195 234H196V236H198L199 237V239H200V241L198 242L197 241V243H196V241H195V238H196V236H195ZM124 235H125V237H124ZM131 235H134L133 237L131 236ZM138 235V234H137ZM172 235V236H171ZM205 235V236H204ZM156 236V237H157ZM189 236V237H188ZM130 237V238H129ZM137 237V236H136ZM160 237H159V239L158 240H160L161 241V239H160ZM204 237V238H203ZM74 238V239H73ZM84 238V241H86V237L84 236L83 237ZM126 240H125V239ZM80 239V238H79ZM125 241H123V240ZM177 239V240H176ZM202 239V240H201ZM128 240H130V241H128ZM135 243L136 242V244L134 245V243H132V241ZM162 240H166V239H162ZM196 240H197V238H196ZM187 241V242H186ZM123 242V243H122ZM127 242V243H126ZM133 244H131V243ZM170 242V243H171ZM186 242V243H185ZM193 242H194V245H193ZM217 242V243H216ZM221 242V243H220ZM85 243V242H84ZM144 243V242H143ZM215 243H216V245H215ZM125 244V245H124ZM127 244V245H126ZM146 244L144 243V245H143V247L145 246ZM131 246H133L134 248H131ZM189 246V247H188ZM163 247V245H161V249L162 250H160V252L162 251V252H165V250H164V248H162ZM206 247H208V248H206ZM218 249H217V248ZM211 248H212V250H211ZM216 248V249H215ZM119 249H120V251H119ZM123 249V250H122ZM135 249V250H134ZM204 249H206V250H204ZM138 250V249H137ZM164 250V251H163ZM211 250V251H210ZM84 251V250H83ZM134 251H135V254H134ZM193 251H196V252H193ZM205 251V252H204ZM208 251V254H206V252ZM121 252V253H120ZM150 251H148V256H146L147 258L151 255L150 253H149ZM212 252V253H211ZM194 253V254H193ZM139 254L141 255V253L139 252ZM188 254V255H187ZM202 254V255H201ZM132 255H130L131 256V258H132V260H133V257H132ZM136 255V256H137ZM158 254H156V253H153L152 254V257H154V258H156V259H152V257L150 256V258H148V260H147V262H150V261H152L153 262V264L155 263H157V264H163V256L161 255V256H157ZM136 256H134V257H136ZM158 258H157V257ZM188 256V257H187ZM146 257L144 256L143 257V259H144V261H142V262H146ZM210 257V258H209ZM212 257V258H211ZM120 258V257H119ZM132 260H130V262L128 263V264H131L132 262ZM150 260V261H149ZM134 261H136V260H133V263L132 264H135L134 263ZM119 262V263H118ZM159 262V263H158ZM162 262V263H161ZM139 263H140V261H139ZM115 264H123L122 263V261L120 260V259H118L117 260V262H115Z\"/></svg>",
	"mask_w": 264,
	"mask_h": 264
}]
</instances>
